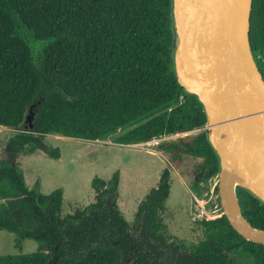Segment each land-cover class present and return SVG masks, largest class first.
Returning a JSON list of instances; mask_svg holds the SVG:
<instances>
[{
	"label": "trees",
	"instance_id": "trees-1",
	"mask_svg": "<svg viewBox=\"0 0 264 264\" xmlns=\"http://www.w3.org/2000/svg\"><path fill=\"white\" fill-rule=\"evenodd\" d=\"M250 36L264 75V0H254ZM175 45L172 0H0V127L16 130L8 159H0V230L16 234L17 246L39 245L0 256V264H233L232 255L264 264V246L241 237L222 214L196 219L203 239L185 249L163 217L169 168L130 222L118 205L119 171L108 181L96 176L95 201L65 216L64 191L29 187L16 161L38 151L60 159L46 143L50 135L95 142L122 131L115 143L123 146L179 135L156 151L176 169L196 161L182 172L196 187L216 179L207 116L178 83ZM237 195L247 220L264 229V203L240 187Z\"/></svg>",
	"mask_w": 264,
	"mask_h": 264
},
{
	"label": "water",
	"instance_id": "water-1",
	"mask_svg": "<svg viewBox=\"0 0 264 264\" xmlns=\"http://www.w3.org/2000/svg\"><path fill=\"white\" fill-rule=\"evenodd\" d=\"M254 0H172L178 83L196 96L220 161L218 212L245 240L264 246V229L244 216L237 188L264 203V75L251 44ZM32 118L26 121L33 128Z\"/></svg>",
	"mask_w": 264,
	"mask_h": 264
},
{
	"label": "rangeland",
	"instance_id": "rangeland-1",
	"mask_svg": "<svg viewBox=\"0 0 264 264\" xmlns=\"http://www.w3.org/2000/svg\"><path fill=\"white\" fill-rule=\"evenodd\" d=\"M16 132L15 129L0 127V159H8L7 142ZM122 134L119 131L106 141H85L74 138L50 135L46 143L61 150L60 159H52L43 151L34 154H18L29 187L36 184L43 194L56 189L64 191L63 215L68 216L93 203L96 193L92 188L93 179L98 176L110 180L113 174L120 172L118 205L128 221L133 222L140 202L158 186L164 169L171 171L172 189L167 202L164 221L171 233L185 244L189 250L203 239V232L198 224V205L195 197L204 195L215 187L216 179L193 185L185 170L196 161H189L180 169L169 166L167 159L156 146L163 140L175 139L179 135L162 138L158 144L142 143L123 146L115 143ZM204 198V197H203ZM194 199V200H193ZM196 212V214L194 213ZM216 215H220L219 212ZM16 234L0 230V256L32 254L38 251L36 241L26 240L16 245ZM233 264H255L249 256H231Z\"/></svg>",
	"mask_w": 264,
	"mask_h": 264
},
{
	"label": "built area",
	"instance_id": "built-area-1",
	"mask_svg": "<svg viewBox=\"0 0 264 264\" xmlns=\"http://www.w3.org/2000/svg\"><path fill=\"white\" fill-rule=\"evenodd\" d=\"M162 139H155L153 141H150L149 143H156L158 144L159 141ZM147 143V144H149ZM216 183H215V187L210 190L209 192H207L204 196V198H202V200H200L198 197H195V200L197 202L198 205V211H197V215L199 219H203V218H214L218 215H216V213L218 212V203L214 205L213 210H210V204L212 202H215L218 200V194L216 193Z\"/></svg>",
	"mask_w": 264,
	"mask_h": 264
}]
</instances>
